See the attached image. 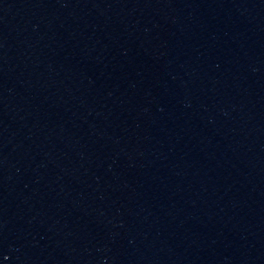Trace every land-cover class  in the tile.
I'll return each instance as SVG.
<instances>
[{"label":"water","instance_id":"95a60500","mask_svg":"<svg viewBox=\"0 0 264 264\" xmlns=\"http://www.w3.org/2000/svg\"><path fill=\"white\" fill-rule=\"evenodd\" d=\"M97 264H264V0H29Z\"/></svg>","mask_w":264,"mask_h":264}]
</instances>
